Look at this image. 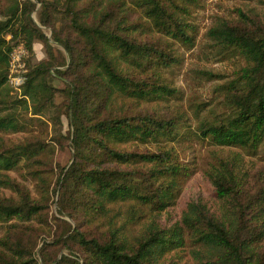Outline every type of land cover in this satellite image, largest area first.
<instances>
[{
	"label": "trees",
	"instance_id": "obj_1",
	"mask_svg": "<svg viewBox=\"0 0 264 264\" xmlns=\"http://www.w3.org/2000/svg\"><path fill=\"white\" fill-rule=\"evenodd\" d=\"M3 1L0 108L20 106L37 118L49 116L60 146L66 139V115L72 161L60 170L53 156L45 161L55 183L50 189V174L36 165L43 164L52 143L32 138L0 144V172L25 166L44 189V200L37 201L9 179L18 198H0V222L42 217L53 194L59 214L76 226L39 248L34 236L21 237L15 232L24 234L21 228L10 225L0 239V264H174L169 257L186 247L188 235L198 247L193 257L199 264H264V162L252 166L253 160L245 161H264V18L240 9L235 18L222 19L209 30L217 55L237 65L232 76L210 79L219 81L215 92L221 110L196 105L191 117L185 111L164 113L151 104L178 94L166 75L180 65L174 45H196L198 32L189 17L200 0ZM47 31L64 46L62 63ZM37 42L46 58L33 63ZM20 43L30 59L21 98L13 99L6 86L11 53ZM52 78L66 85L60 106L61 91ZM15 115H0V131L21 130ZM192 137L236 150L206 173L218 203L215 210L192 202L169 228L152 220L133 244L112 221L107 233L92 231L121 202L170 211L191 177L172 145ZM50 245L68 254L52 258Z\"/></svg>",
	"mask_w": 264,
	"mask_h": 264
},
{
	"label": "rangeland",
	"instance_id": "obj_2",
	"mask_svg": "<svg viewBox=\"0 0 264 264\" xmlns=\"http://www.w3.org/2000/svg\"><path fill=\"white\" fill-rule=\"evenodd\" d=\"M3 4V0H0ZM264 18V0H200L197 7L192 10L189 17L198 32L196 45L192 49H187L181 44H175L179 55L180 65L175 66L168 71L166 78L169 83L178 89L176 97H172L165 103L159 105L151 104L157 107L164 113H178L185 111L188 115L193 117V108L196 105L215 106L219 111L220 95L215 92V87L219 81H211L216 79L217 75L223 77L232 76L237 62L235 59L225 60L217 55L218 48H213L208 40L207 34L215 24L222 19H233L238 15V10ZM36 19V17H35ZM49 38L54 43L56 48L55 54L58 56L60 63L62 57L65 55L64 46L58 43V39L48 32ZM16 47V46H15ZM35 57L33 63L41 61L46 58L44 46L37 42L34 46ZM29 53L25 58L26 62L29 60ZM51 84L59 89L61 93L57 94L56 104L61 105L65 101L64 92L66 89L64 82L52 78ZM10 96L13 99L21 98L20 93L13 91L9 84L6 86ZM23 98V96H22ZM149 105V108L151 107ZM141 107V106H139ZM207 107V108H208ZM5 113H16L15 119L18 121L20 131H0V144L10 146L14 143L18 144L27 139L40 138L46 142L52 143L50 150L46 151L42 158L43 164L36 165V169L43 173L50 174L49 168L45 166V161L52 156L54 158V167L57 170L67 167L72 161V150L67 140L69 135V120L66 115L62 116V134L66 138L63 140L64 146L56 144L55 127L53 126L49 116L37 118L25 111L22 107L0 108V115ZM168 147H171L169 144ZM173 149L182 166L189 168L191 177L187 179L182 189L180 198L175 203L170 211L163 213L153 212L146 208L138 207L132 202H121L111 207L110 215L103 221V225H94L92 231L100 233L101 235L108 232L110 222L119 228L121 234H125L129 238V242L135 243L136 238L139 237L147 225L156 220L160 224L168 228L177 223L181 215L192 202L201 201L206 203L213 210L216 209L218 203L215 192L210 184L206 173L218 164L220 159L227 158V156L236 150L227 149L212 145L208 142L197 140L196 137L190 138L188 141L177 142ZM255 163L252 166L262 165L264 161L261 158H247L245 161H252ZM59 173V172H58ZM14 180L18 185L25 188L35 200H44L43 188L39 178L30 174V170L21 166L18 170L0 172V198L14 197L18 198V194L14 188L8 185V180ZM53 176L50 174V189L54 187ZM50 208L42 217L34 218L29 221H20L13 219L11 222H0V239L5 238L10 225L15 228H21L17 232L21 237H32L39 242L41 248L45 241L53 242L59 235L65 233L67 228L71 226L75 228L76 223L59 214L57 203H53L54 196L51 194ZM68 222V224L66 222ZM110 221V222H109ZM67 227V228H66ZM198 247L194 244V239L188 235L187 244L182 250L171 254L169 259L173 260L174 264H199L193 257V252ZM50 257H59L63 254H68V250L58 248L50 245L47 249Z\"/></svg>",
	"mask_w": 264,
	"mask_h": 264
},
{
	"label": "built area",
	"instance_id": "obj_3",
	"mask_svg": "<svg viewBox=\"0 0 264 264\" xmlns=\"http://www.w3.org/2000/svg\"><path fill=\"white\" fill-rule=\"evenodd\" d=\"M28 50L23 43L18 44L11 53L9 86L13 91L22 94L26 82L25 58Z\"/></svg>",
	"mask_w": 264,
	"mask_h": 264
}]
</instances>
